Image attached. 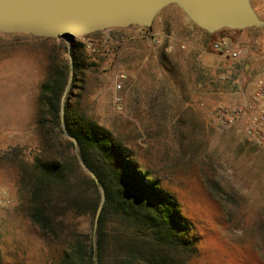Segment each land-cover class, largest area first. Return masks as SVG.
<instances>
[{"label":"rangeland","instance_id":"374dc122","mask_svg":"<svg viewBox=\"0 0 264 264\" xmlns=\"http://www.w3.org/2000/svg\"><path fill=\"white\" fill-rule=\"evenodd\" d=\"M75 39L85 45L87 68L71 102L178 199L199 250L186 264H264V147L215 121L189 55L166 50L167 42L140 25ZM47 47L29 33H0V150L21 145L37 153ZM16 183L15 164L0 160V264H60L67 241L42 234Z\"/></svg>","mask_w":264,"mask_h":264},{"label":"trees","instance_id":"16d2710c","mask_svg":"<svg viewBox=\"0 0 264 264\" xmlns=\"http://www.w3.org/2000/svg\"><path fill=\"white\" fill-rule=\"evenodd\" d=\"M42 39L48 47L37 100L40 146L34 155L21 145L0 150V160L17 168V196L25 201L28 218L43 235L67 241L60 264H186L199 250L178 199L148 179L109 129L85 119L71 102L87 68L85 45L74 39V76L64 120L99 184L84 167L61 126V100L70 76L68 46L63 38ZM100 187L105 202L95 230ZM87 219L88 230L83 227Z\"/></svg>","mask_w":264,"mask_h":264},{"label":"water","instance_id":"95a60500","mask_svg":"<svg viewBox=\"0 0 264 264\" xmlns=\"http://www.w3.org/2000/svg\"><path fill=\"white\" fill-rule=\"evenodd\" d=\"M171 4H176L194 24L208 33L264 27V19L255 11L252 0H0V33H29L40 38H63L66 42L70 76L61 100V126L81 161L79 142L68 132L64 120L65 98L74 76L73 40L118 27L151 28L157 14ZM83 165L99 184L96 173ZM100 190L95 230L105 202L104 189L100 187Z\"/></svg>","mask_w":264,"mask_h":264},{"label":"crops","instance_id":"0c3cea01","mask_svg":"<svg viewBox=\"0 0 264 264\" xmlns=\"http://www.w3.org/2000/svg\"><path fill=\"white\" fill-rule=\"evenodd\" d=\"M252 5L264 19V0H252ZM164 11L162 22L148 29L154 31L160 41L167 42L166 50L189 55L195 70L203 74L196 77L200 80L199 86L204 85L209 105L217 107L248 101L264 80V27L208 33L176 4L166 6ZM172 13H177L178 19L169 18ZM222 38L229 39L232 48L245 47L246 53L233 59L228 53L217 51L214 43ZM242 125L239 122L234 127L241 130Z\"/></svg>","mask_w":264,"mask_h":264},{"label":"built area","instance_id":"2783aa9c","mask_svg":"<svg viewBox=\"0 0 264 264\" xmlns=\"http://www.w3.org/2000/svg\"><path fill=\"white\" fill-rule=\"evenodd\" d=\"M219 52H226L233 59H239L246 53V48L237 46L227 38L214 43ZM210 114L224 128L236 126L242 122V132L252 141L264 147V80L246 102L230 103L214 107Z\"/></svg>","mask_w":264,"mask_h":264}]
</instances>
